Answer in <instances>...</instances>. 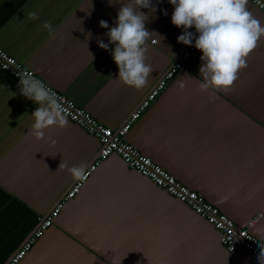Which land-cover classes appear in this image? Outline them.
Instances as JSON below:
<instances>
[{"label":"crops","instance_id":"obj_1","mask_svg":"<svg viewBox=\"0 0 264 264\" xmlns=\"http://www.w3.org/2000/svg\"><path fill=\"white\" fill-rule=\"evenodd\" d=\"M125 0H0V47L113 129L122 126L180 55L184 29L169 0H152L145 27L153 72L140 90L115 79L106 33ZM247 8L264 26V11ZM35 12L38 19L29 13ZM165 13H167L165 15ZM100 20L109 28L100 27ZM51 24V30L42 27ZM188 31L196 36L195 27ZM91 33L89 39L88 33ZM98 39L110 50L99 47ZM155 41V42H153ZM194 44V41H193ZM202 52L183 67L135 121L126 140L264 241V38L228 92H201ZM183 84V88H181ZM39 107L0 69V264L17 250L76 182L59 164L87 167L100 143L68 117L45 140L31 135ZM55 141V143H52ZM18 264H259L229 252L205 218L114 154L63 204L53 225Z\"/></svg>","mask_w":264,"mask_h":264},{"label":"clouds","instance_id":"obj_2","mask_svg":"<svg viewBox=\"0 0 264 264\" xmlns=\"http://www.w3.org/2000/svg\"><path fill=\"white\" fill-rule=\"evenodd\" d=\"M118 0H109L114 4ZM174 6L171 22L184 32L178 37V43L193 46L202 52L200 67L202 83L201 92L209 93L211 89L228 92L237 79L239 70L245 68L246 58L264 38V26L251 11L248 0H169ZM142 8L155 12L152 0H125L118 11L116 26L106 35L109 44L98 39L100 48L110 50L118 66L117 82L142 89L148 83L153 68L146 61L147 41L155 35L148 31L145 22L148 16L140 11ZM167 13H165L166 15ZM32 19H38L35 12L29 13ZM100 27L109 28L107 21L100 20ZM195 27L196 36L188 31ZM43 28L51 30V24L44 22ZM159 36V35H158ZM89 39L91 33H88ZM155 42V41H153ZM20 94L39 107L31 114L34 123L31 135L36 140H45V130L50 127L63 129L68 125L66 109L57 100L55 93L47 89L39 80L28 73L19 76ZM181 84V88H183ZM55 143V141H52ZM87 165H72L61 161L59 171L66 170L74 181L84 179ZM258 261L264 264V244H259Z\"/></svg>","mask_w":264,"mask_h":264},{"label":"built area","instance_id":"obj_3","mask_svg":"<svg viewBox=\"0 0 264 264\" xmlns=\"http://www.w3.org/2000/svg\"><path fill=\"white\" fill-rule=\"evenodd\" d=\"M264 11V0H250ZM196 48L189 46L158 81L155 87L149 91L145 99L132 112L128 120L119 128L113 129L97 120L90 112L76 104V102L63 92L51 86L42 79L33 69L25 66L19 59L0 47V69L10 75L18 83L19 76L25 73L39 80L47 89L55 93L57 100L66 109V116L83 127L88 133L94 135L100 143L99 156L86 168L84 179L76 181L60 202L47 214L38 218L39 225L28 237L25 243L17 250L8 264H18L40 239L45 231L54 223L62 210L63 204L75 197L81 190L90 175L100 164L111 155L120 156L127 165L138 173L151 179L156 185L164 189L179 201L186 203L194 213L209 221L220 233L221 244L229 252L237 248L246 249L256 260L260 251L259 244L264 241L258 238L250 230V227L237 224L231 217L222 212L219 207L209 202L203 195L182 183L174 174L157 163L151 156L144 154L138 147L126 140V135L152 101L165 88L168 79H171L183 67Z\"/></svg>","mask_w":264,"mask_h":264}]
</instances>
